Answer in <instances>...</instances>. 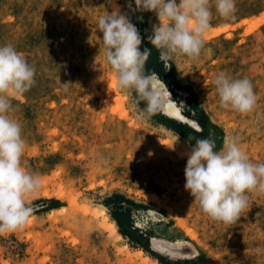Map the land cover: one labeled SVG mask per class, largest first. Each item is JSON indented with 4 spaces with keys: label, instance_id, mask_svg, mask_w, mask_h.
<instances>
[{
    "label": "rangeland",
    "instance_id": "rangeland-1",
    "mask_svg": "<svg viewBox=\"0 0 264 264\" xmlns=\"http://www.w3.org/2000/svg\"><path fill=\"white\" fill-rule=\"evenodd\" d=\"M235 2L225 20L209 0L200 58L165 69L147 43L158 18L136 10L135 0H0V46L13 44L36 69L13 115L26 141L22 162L42 179L26 197L34 208L27 223L0 234V264H264V196L250 194L237 223L226 225L184 188L194 138L211 137L220 150L234 137L254 163L264 162V0ZM114 9L137 28L140 50L151 51L145 71L166 80L192 125L162 110L146 118L144 104L116 87L97 28ZM220 72L252 82V112L220 107L212 84ZM201 110L206 128L196 121Z\"/></svg>",
    "mask_w": 264,
    "mask_h": 264
},
{
    "label": "clouds",
    "instance_id": "clouds-1",
    "mask_svg": "<svg viewBox=\"0 0 264 264\" xmlns=\"http://www.w3.org/2000/svg\"><path fill=\"white\" fill-rule=\"evenodd\" d=\"M135 5L136 10L154 12L158 18L148 40L159 52L165 69L174 59L195 62L200 58L211 27L209 0H135ZM215 10L225 20L232 19L236 2L215 0ZM97 28L116 87L133 94L134 105L144 104V117L157 114L165 103H174L157 73L145 71L151 51L140 50L142 38L127 15L116 9L106 12L98 17ZM35 75V67L13 44L0 46V234L23 228L34 211L26 197L42 184L41 177L22 162L26 141L23 126L13 115V100L31 90ZM68 84L61 85L67 90ZM212 84L220 107L240 114L254 110L258 97L248 78L233 79L220 72ZM194 141L186 153L185 190L213 221L236 224L248 207L250 194L264 196V162L254 163L234 137H226L220 150L211 137Z\"/></svg>",
    "mask_w": 264,
    "mask_h": 264
},
{
    "label": "bare ground",
    "instance_id": "bare-ground-1",
    "mask_svg": "<svg viewBox=\"0 0 264 264\" xmlns=\"http://www.w3.org/2000/svg\"><path fill=\"white\" fill-rule=\"evenodd\" d=\"M170 99L173 102L171 97H170ZM161 110L168 117L184 121V120H182V113L180 112L179 108L174 103H171V102L165 103V105L162 107ZM184 122L187 124H190L189 121H184ZM190 125H192V124H190ZM152 247L154 248V245H152Z\"/></svg>",
    "mask_w": 264,
    "mask_h": 264
},
{
    "label": "trees",
    "instance_id": "trees-1",
    "mask_svg": "<svg viewBox=\"0 0 264 264\" xmlns=\"http://www.w3.org/2000/svg\"><path fill=\"white\" fill-rule=\"evenodd\" d=\"M147 43L148 44H151L150 42H149V40H147ZM159 53L156 49H154V53ZM160 63H162V62H160ZM156 71H158V74H160L161 75V70H156ZM164 82H166V80H164ZM207 115H206V113L203 111V110H201L200 111V116H198V117H196V121H197V123L202 127V128H206V125H207ZM199 134V132H197V131H193V135L195 136V135H198ZM114 196H118V197H122V195L121 194H115ZM113 215H114V217H116V213L114 212L113 213ZM116 220H117V218H116ZM117 222L120 224V222L117 220ZM122 232L124 233V234H126V232H124L123 230H122Z\"/></svg>",
    "mask_w": 264,
    "mask_h": 264
}]
</instances>
